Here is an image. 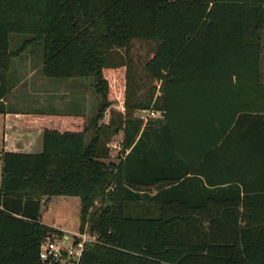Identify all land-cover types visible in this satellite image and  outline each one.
<instances>
[{
  "label": "trees",
  "instance_id": "16d2710c",
  "mask_svg": "<svg viewBox=\"0 0 264 264\" xmlns=\"http://www.w3.org/2000/svg\"><path fill=\"white\" fill-rule=\"evenodd\" d=\"M21 33L49 76L93 79L103 104L89 127L0 104L40 132L39 149L0 153V264H41L59 234L44 197L79 200V231L99 237L81 264H264V0H0V71Z\"/></svg>",
  "mask_w": 264,
  "mask_h": 264
},
{
  "label": "rangeland",
  "instance_id": "374dc122",
  "mask_svg": "<svg viewBox=\"0 0 264 264\" xmlns=\"http://www.w3.org/2000/svg\"><path fill=\"white\" fill-rule=\"evenodd\" d=\"M9 50L10 59L6 67L0 71L5 75L6 94L0 101L4 109L18 113L41 112L82 116L84 127H89L103 104L101 97L94 91L93 79L49 76L44 65L43 45L30 34H11ZM103 75L109 85L108 98L116 103V110L121 111L123 81L107 71H104ZM136 116L139 117V113H136ZM2 123L3 117L0 114V153ZM120 138V136L114 137L110 144L109 161L118 162L115 157L119 152ZM41 222L49 227L57 224L65 228L67 233L69 231L78 233L79 200L69 197L42 198Z\"/></svg>",
  "mask_w": 264,
  "mask_h": 264
},
{
  "label": "built area",
  "instance_id": "2783aa9c",
  "mask_svg": "<svg viewBox=\"0 0 264 264\" xmlns=\"http://www.w3.org/2000/svg\"><path fill=\"white\" fill-rule=\"evenodd\" d=\"M159 116L160 113L152 109L139 113V118L144 122L157 119ZM98 239L97 235H91L87 230L48 235L40 242L39 261L41 264H81L84 247L87 244H96Z\"/></svg>",
  "mask_w": 264,
  "mask_h": 264
},
{
  "label": "crops",
  "instance_id": "0c3cea01",
  "mask_svg": "<svg viewBox=\"0 0 264 264\" xmlns=\"http://www.w3.org/2000/svg\"><path fill=\"white\" fill-rule=\"evenodd\" d=\"M1 115L3 117L1 152L2 151L33 152L35 149L36 150L39 149L40 132H35V131L20 132L19 130H15L14 126H17L19 124L20 118L16 119L11 116H6L3 114ZM58 115H63V114H58ZM41 224L44 225L42 222ZM46 227H49V226H46ZM49 228L57 230L58 232L59 231L68 232L65 228L57 224H53Z\"/></svg>",
  "mask_w": 264,
  "mask_h": 264
}]
</instances>
